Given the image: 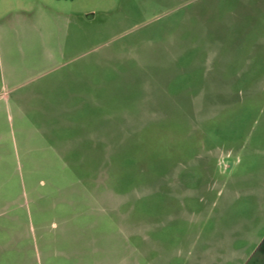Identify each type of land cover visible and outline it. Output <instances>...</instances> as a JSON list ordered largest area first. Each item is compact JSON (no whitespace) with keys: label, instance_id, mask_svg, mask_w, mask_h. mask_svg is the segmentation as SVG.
I'll use <instances>...</instances> for the list:
<instances>
[{"label":"rangeland","instance_id":"rangeland-1","mask_svg":"<svg viewBox=\"0 0 264 264\" xmlns=\"http://www.w3.org/2000/svg\"><path fill=\"white\" fill-rule=\"evenodd\" d=\"M262 202L264 0H0V264H237Z\"/></svg>","mask_w":264,"mask_h":264},{"label":"crops","instance_id":"crops-1","mask_svg":"<svg viewBox=\"0 0 264 264\" xmlns=\"http://www.w3.org/2000/svg\"><path fill=\"white\" fill-rule=\"evenodd\" d=\"M188 206H189V204H188ZM258 214L260 216H262L264 219V202H262V204H260V210H258ZM140 228H143V226L140 225ZM231 243L232 242H230V243L228 242L226 249H228V246H229L231 249V253H233L234 250L231 247ZM220 249H221V245H220ZM220 249L215 251L218 256L220 253ZM155 251L158 254L157 256L162 255V257H164V255H165V257L163 259H162V257H159V258L157 257V261L155 264H172V263H174V261L172 262L173 256L176 257V256H179L180 253H182L180 251V249H177V251H175L174 253H169V254H167L168 253L167 250H165L166 252L163 253L164 250L161 248H156ZM122 253H123L122 264H141L142 263L141 259H143L142 257L149 253V249H146V248H138L137 249V248H126V247H124ZM132 255L135 258H132ZM136 256H139V257H136ZM260 257H264V226L262 228L261 234L257 235L256 240H255L252 248L247 253H245L244 256H242V258L240 260L237 261V264H246L249 260L255 261L257 258H260ZM233 260H235V259H233ZM184 263L185 264H209L207 262V260L206 261L204 260V257L203 258H194V260H192V261L184 260ZM151 264H153V263H151Z\"/></svg>","mask_w":264,"mask_h":264},{"label":"flooded vegetation","instance_id":"flooded-vegetation-1","mask_svg":"<svg viewBox=\"0 0 264 264\" xmlns=\"http://www.w3.org/2000/svg\"><path fill=\"white\" fill-rule=\"evenodd\" d=\"M250 264H264V257L257 258L255 261L252 260Z\"/></svg>","mask_w":264,"mask_h":264},{"label":"trees","instance_id":"trees-1","mask_svg":"<svg viewBox=\"0 0 264 264\" xmlns=\"http://www.w3.org/2000/svg\"><path fill=\"white\" fill-rule=\"evenodd\" d=\"M251 260H249L246 264H250Z\"/></svg>","mask_w":264,"mask_h":264}]
</instances>
